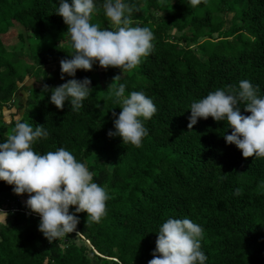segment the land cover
I'll use <instances>...</instances> for the list:
<instances>
[{
	"label": "trees",
	"instance_id": "trees-1",
	"mask_svg": "<svg viewBox=\"0 0 264 264\" xmlns=\"http://www.w3.org/2000/svg\"><path fill=\"white\" fill-rule=\"evenodd\" d=\"M127 2L135 9L130 23H137L130 26L147 27L154 35L151 54L117 82L127 85L126 95L144 92L157 108L144 122L149 135L139 148L108 136L114 131L112 112L121 111L108 90L119 69L106 70L107 87L99 73L77 71L74 78L90 79L93 88L79 112L49 103L45 85L55 88L73 78L61 80V71L45 70L71 53L57 0H0V111L20 101L23 88L29 97L19 122L49 132L34 150H69L109 195L100 223L87 225V213H80L76 232L49 243L38 231L39 216L0 181V200L10 194L18 205L13 212L0 201L11 217L0 224V264H94L91 256L100 264H148L156 233L169 218H189L203 228L206 264H264V159H245L226 144L223 135L232 131L226 121L209 117L188 128L191 103L217 89L249 80L264 97V0H200L195 6L189 0ZM102 4L97 0L91 23L114 28ZM229 12L235 15L228 31ZM174 31L182 37L175 40ZM198 43L201 54L192 49ZM28 78L40 87L24 86ZM240 106L242 115H250ZM13 122L0 117V142L12 134L18 121ZM77 232L86 245L76 243Z\"/></svg>",
	"mask_w": 264,
	"mask_h": 264
},
{
	"label": "clouds",
	"instance_id": "clouds-1",
	"mask_svg": "<svg viewBox=\"0 0 264 264\" xmlns=\"http://www.w3.org/2000/svg\"><path fill=\"white\" fill-rule=\"evenodd\" d=\"M57 3L56 15L67 26L71 47L68 58L60 61L61 80L65 75L73 78L55 88L45 85L44 92H50L49 103L60 110L67 104L73 112H79L93 88L90 79L74 78L77 71H92L97 64L104 70L117 68L121 75L113 78L108 90L121 111L112 112L114 131L110 130L108 136L120 138L123 145L142 147L143 139L149 135L144 122L152 119L157 108L144 92L126 95L127 85L117 82L151 54L152 31L130 26L135 9L125 0H103L104 15L109 25L114 26L103 29L91 23L97 0H57ZM189 3L195 6L200 0ZM258 92L259 88L249 80H241L238 87L217 89L194 100L188 128L209 117L217 123L226 121L232 130L230 135H223L226 144L235 145L245 159H264V97H258ZM241 104L250 115L241 114ZM48 136L45 126L34 128L29 123L16 122L12 134L0 142V181L11 186L14 195H27L26 209L39 216L38 231L53 243L76 232L80 213H87V225L100 223L107 214L109 195L94 182V174L87 165L69 150L60 147L44 154L35 151L33 146ZM234 194L239 195V189ZM70 208L74 211L70 212ZM8 216V212L0 210V224L6 223ZM156 234L153 259L148 264H206L207 256L201 250L203 228L189 218H169Z\"/></svg>",
	"mask_w": 264,
	"mask_h": 264
},
{
	"label": "rangeland",
	"instance_id": "rangeland-1",
	"mask_svg": "<svg viewBox=\"0 0 264 264\" xmlns=\"http://www.w3.org/2000/svg\"><path fill=\"white\" fill-rule=\"evenodd\" d=\"M125 2L128 3L127 0H125ZM218 2H219V0H218ZM213 4L214 3H210L209 9H212L213 8ZM223 8H224V6H223ZM138 11H139V9L137 10V13H139ZM234 15H235V13H230L229 12L228 15L226 16V21H227L226 30H228V31L232 28V25H233L232 20H233ZM159 16H160V14L156 15V17H159ZM135 24H137V23H133V22L130 23V25H135ZM238 25H239V27H238L239 29L243 27V24L242 23H239ZM171 35H173L176 38L175 40H178L180 37H182L183 33H179L177 31H174V32L171 33ZM217 38H218V35L215 36V39L216 40H217ZM204 41H205V39L204 40H201V43H203ZM65 46H67V45H65ZM198 46H199V43L193 45V48L192 49H194V51L197 54L198 53L201 54V52H199ZM46 54L48 56H53V55H55V52L54 51H48V52H46ZM201 57H202V55H201ZM202 58H204V57H202ZM25 61H26V63L28 65H34V62L31 61L29 58H26ZM45 70L51 71L54 75H58V72L61 71V68H60V65L51 64V65L46 66L45 67ZM92 71H93V73H99V76L101 78V82L103 83L104 87H107L109 85L108 82H107V80L105 79V72H106V70L100 68L98 66V64H97V65H94L93 66ZM34 85H36L37 87H40V85L37 83V81L35 79H29V78L26 79L25 84H24V86H26V87H32ZM23 91H24V89L21 88V91H20L21 100L20 101H18V102L15 101V103H12V104L8 105L7 107H4L0 111V117L3 119L4 122H6L9 125H12V123H14L13 121H20L23 118V116H24V113H25V110H26V105H27L26 103H27V99H28L29 96H28V94H26ZM17 103L20 104V107H17ZM14 197H17L19 199V202L25 207L26 200L28 198L27 195L19 196V197L18 196H14ZM12 198H13L12 195L7 194V195H4L1 198L0 201H2V203H8V202H10L11 204H9V205L11 207V211L16 212V210L18 209V205L16 204V202L13 203ZM4 209H6V208H4ZM0 210H3V209H0ZM3 211L9 213V210H7V209L6 210H3ZM10 218L11 217H10V214H9V216L7 218V221L4 224H7L8 221H10ZM74 238H75L76 243L78 245L85 244L84 240H82V238L80 236L77 235ZM87 245H89V244H87ZM91 258H92V261H93L94 264H100V262L97 261V260H95L94 257L91 256Z\"/></svg>",
	"mask_w": 264,
	"mask_h": 264
},
{
	"label": "crops",
	"instance_id": "crops-1",
	"mask_svg": "<svg viewBox=\"0 0 264 264\" xmlns=\"http://www.w3.org/2000/svg\"><path fill=\"white\" fill-rule=\"evenodd\" d=\"M10 204V202H8Z\"/></svg>",
	"mask_w": 264,
	"mask_h": 264
}]
</instances>
